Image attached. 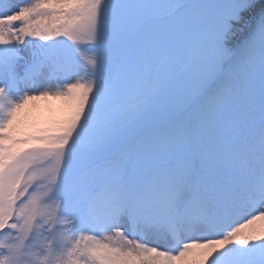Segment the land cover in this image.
<instances>
[{"label":"snow or ice","instance_id":"6c2138e0","mask_svg":"<svg viewBox=\"0 0 264 264\" xmlns=\"http://www.w3.org/2000/svg\"><path fill=\"white\" fill-rule=\"evenodd\" d=\"M0 264H264V0H0Z\"/></svg>","mask_w":264,"mask_h":264}]
</instances>
